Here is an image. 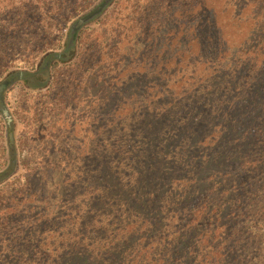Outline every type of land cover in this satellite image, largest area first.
Segmentation results:
<instances>
[{
    "label": "trees",
    "instance_id": "obj_1",
    "mask_svg": "<svg viewBox=\"0 0 264 264\" xmlns=\"http://www.w3.org/2000/svg\"><path fill=\"white\" fill-rule=\"evenodd\" d=\"M25 1L0 0V264H264V0H63L13 54Z\"/></svg>",
    "mask_w": 264,
    "mask_h": 264
},
{
    "label": "rangeland",
    "instance_id": "obj_2",
    "mask_svg": "<svg viewBox=\"0 0 264 264\" xmlns=\"http://www.w3.org/2000/svg\"><path fill=\"white\" fill-rule=\"evenodd\" d=\"M62 1L63 0H49V5H46V6L43 5L44 3H42L39 0H34L33 2H31L30 0L25 1L26 2V4L24 5L25 12L22 11V12H20L19 15L22 18L30 16V19H32L33 20L32 22H35V24L30 22L28 25L22 26V28L20 30H18L19 35L22 38L19 40L15 39L14 40V46L8 47V50L11 53L16 54V53H20L21 50L35 48V47H37L38 44H41L42 38L39 35L45 29V26L47 23V18H48L47 16H51L53 12H59L61 14L62 13V10H61L62 4H60V3ZM15 8H16V5L14 6L13 9H15ZM60 16L61 15H59L58 18H60ZM11 17H12L11 15L5 14V19H3V21L5 22V25L12 23V21L14 19L12 20ZM1 18H2V13L0 14V24H1ZM37 19L39 20V22L36 25ZM98 34H100V36L102 37L101 38L102 41L106 38L105 32H100ZM6 48H7V46H6Z\"/></svg>",
    "mask_w": 264,
    "mask_h": 264
}]
</instances>
